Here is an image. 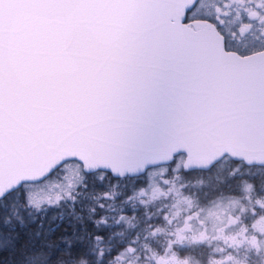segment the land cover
<instances>
[{
    "label": "snow or ice",
    "instance_id": "6c2138e0",
    "mask_svg": "<svg viewBox=\"0 0 264 264\" xmlns=\"http://www.w3.org/2000/svg\"><path fill=\"white\" fill-rule=\"evenodd\" d=\"M0 264H264V0H0Z\"/></svg>",
    "mask_w": 264,
    "mask_h": 264
}]
</instances>
